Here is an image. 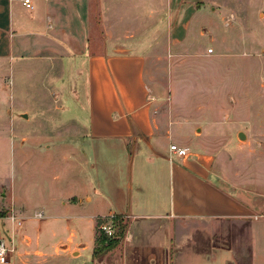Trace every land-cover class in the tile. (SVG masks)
Returning <instances> with one entry per match:
<instances>
[{
	"label": "crops",
	"instance_id": "1",
	"mask_svg": "<svg viewBox=\"0 0 264 264\" xmlns=\"http://www.w3.org/2000/svg\"><path fill=\"white\" fill-rule=\"evenodd\" d=\"M31 1L33 9L0 0L10 115L21 124L43 118L44 133H53L48 126L58 124L53 114L63 110L61 91L73 72L83 83L76 105L85 107L87 126L80 129L82 118L73 115L77 142L20 131L13 163L24 174L10 186L8 205L21 220L7 230L16 247L12 264H264L260 201L222 185L214 156L191 150V125L160 110L148 60L160 53V0ZM196 2L169 0L178 14L167 20L173 44L204 22ZM0 84L8 86L3 78ZM112 216L118 227V219L124 223L122 236L112 238L122 243L115 259L96 256L98 227Z\"/></svg>",
	"mask_w": 264,
	"mask_h": 264
},
{
	"label": "rangeland",
	"instance_id": "2",
	"mask_svg": "<svg viewBox=\"0 0 264 264\" xmlns=\"http://www.w3.org/2000/svg\"><path fill=\"white\" fill-rule=\"evenodd\" d=\"M197 1L204 22L192 23L188 38L173 44L167 20L178 19L177 6L170 11L169 0H160V53L148 55L153 67L150 74L160 94V110H172L176 113L173 120L191 125L189 134L197 142L194 146L202 147L196 150L192 146L191 150L210 152L215 159L214 177L230 190L238 189L258 199L264 214V0ZM96 5H92L93 12ZM193 9H185L180 20L192 17ZM2 76L0 73V81L3 78L8 86L5 90L0 86V130L7 131L6 138L0 135V210L9 213L10 186L14 179L19 183L21 171L24 174L13 163V144L20 139V131L39 130L42 136L77 142L80 137L71 120L79 113V128L84 130L87 111L76 105L83 83L72 72L61 91L63 110L53 114L58 124L48 126L53 133H44L47 127L40 117L29 124H21L17 117L13 121L10 76ZM27 160L24 181L28 184L30 158ZM118 222L121 235L124 223ZM12 225L10 218H4L0 220V231L3 227L12 231ZM96 237V256L117 258L116 250L122 248L120 240L108 244L99 227Z\"/></svg>",
	"mask_w": 264,
	"mask_h": 264
},
{
	"label": "built area",
	"instance_id": "3",
	"mask_svg": "<svg viewBox=\"0 0 264 264\" xmlns=\"http://www.w3.org/2000/svg\"><path fill=\"white\" fill-rule=\"evenodd\" d=\"M22 2L26 8H34V5L31 0H22ZM171 150L180 156L188 155V148L178 146L177 144H172ZM42 215L43 213L41 211H37L35 213L36 217H41ZM9 218L11 219L13 225L16 226L21 224L20 218L14 213H12ZM100 230L106 235V237L108 236L111 239L117 237L119 227L117 226L114 220V216L103 222L100 225ZM15 251L16 247L13 243V239L9 236L8 231L4 229L3 232L0 234V264H12V258L14 256Z\"/></svg>",
	"mask_w": 264,
	"mask_h": 264
},
{
	"label": "trees",
	"instance_id": "4",
	"mask_svg": "<svg viewBox=\"0 0 264 264\" xmlns=\"http://www.w3.org/2000/svg\"><path fill=\"white\" fill-rule=\"evenodd\" d=\"M7 211L5 210H0V217H5L7 215ZM120 232V231H119ZM121 232L123 234V228L121 229ZM122 236V235H121ZM119 239H109L107 240L106 237H104V241L107 242L108 244L112 243V242H117ZM110 241V243H109ZM99 242V239L98 237H96V244ZM98 248H97V245H96V252H97Z\"/></svg>",
	"mask_w": 264,
	"mask_h": 264
}]
</instances>
